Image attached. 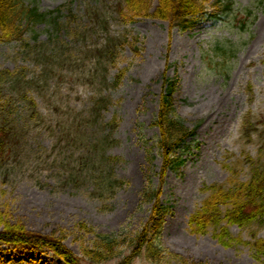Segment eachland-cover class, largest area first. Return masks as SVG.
<instances>
[{
	"label": "rangeland",
	"instance_id": "1",
	"mask_svg": "<svg viewBox=\"0 0 264 264\" xmlns=\"http://www.w3.org/2000/svg\"><path fill=\"white\" fill-rule=\"evenodd\" d=\"M33 1L41 11L59 8L58 21L67 26L53 29L39 23L30 27L22 42L0 41V71L21 74L16 84L7 81L0 88V105L7 96L15 100L22 91L34 100L42 117L41 123L27 124L21 155L7 161L6 175L0 169L2 218L32 232L62 235L64 244L81 258L93 236L79 225L101 235L133 237L148 216L142 192L151 169L156 171L160 165L158 131L151 122L157 112L161 75L168 66L167 75L177 81L175 113L188 127H198L177 151L183 164L165 177L161 201L166 212L158 242L173 256L158 264H264V256L257 259L248 244L254 238L264 239V224L229 225L231 237L242 240L229 246L217 241L216 229L196 234L188 224L209 196V186L228 189L246 182L250 177L247 159L264 162V0H227L232 3L230 12L222 4L211 6L209 12L216 16L199 17L183 31H170L168 22L150 17L125 24L114 12L116 0ZM151 3L154 8L157 0ZM244 8L254 18L242 31L234 17ZM68 13L74 15L70 23L65 22ZM109 36H126L131 45L124 43L114 60L104 64L92 47ZM229 47L233 55L227 65H220L219 49ZM120 70H124L121 82L113 86ZM99 98L108 100L100 120H114L112 131L102 130L99 124L79 126L80 116L90 117ZM11 111L18 117L29 113L21 102ZM247 117L255 123L249 137L243 133ZM106 134L115 140L113 144L92 147L91 141ZM102 152L119 158L106 171L98 162ZM82 158L95 161L80 163ZM111 177L124 184L110 188ZM227 208L221 205V217ZM221 226L226 223L222 221ZM122 249L125 255L127 250ZM117 259L105 264H115ZM0 264L65 263L50 252L30 263L5 251ZM130 264L157 263L142 253Z\"/></svg>",
	"mask_w": 264,
	"mask_h": 264
},
{
	"label": "trees",
	"instance_id": "2",
	"mask_svg": "<svg viewBox=\"0 0 264 264\" xmlns=\"http://www.w3.org/2000/svg\"><path fill=\"white\" fill-rule=\"evenodd\" d=\"M222 4L224 11L230 12L232 3L227 0H157V5L152 8L151 0H116L114 12L125 24H132L140 18L150 17L164 20L169 24V30L177 28L181 31L187 30L195 25L199 17L216 16V13L209 12L211 6ZM230 10V11H229ZM60 9L41 11L33 0H0V41H23L24 34L30 27L44 23L54 28L67 26L58 21ZM94 19H96L95 13ZM66 23L74 20V15L68 13ZM240 16V17H239ZM254 18L252 11L244 8L238 11L234 20L239 22L240 30L247 28V22ZM97 22L103 27L106 26L103 19L97 17ZM84 29L82 31L83 35ZM126 36H109L105 41L93 46V50L99 54V62H111L116 56L118 48L124 43H129ZM136 41V39H134ZM131 45V43H129ZM133 44V43H132ZM133 50L137 52V47L133 45ZM221 52V64L227 65L229 57L233 55V49H219ZM161 75V92L158 99L157 112L151 122L157 131L156 148L160 158V165L156 171L148 177V184L142 192V202L149 205L148 216L141 225L140 230L133 237H122L121 234H97L92 228L86 225H79L84 232L93 236L90 246L83 249V258L75 255L65 244L62 235H47L26 230L21 224L8 223L5 215L0 213V255L5 251L15 252L22 257H26L30 263L45 252H50L65 264H105L118 257L115 264H130L132 259L142 253L145 257L155 263L166 256H173L166 251L158 242V237L163 223L166 207L161 201L165 177L169 170H174L183 160L177 156V151L184 142L192 137L198 127H188L185 120L175 113L173 108V94L177 87L176 79L170 78L166 71ZM124 70H120L114 80L113 86L121 82ZM20 73H12L8 70L0 71V88L3 89L7 81L17 83L16 79ZM23 103L28 108V115L25 117L16 116L12 113L13 105ZM108 100L99 98L93 102L91 114L88 118L80 116V127L97 126L102 130L109 128L110 131L116 127V122L111 120L103 123L101 118L102 108L106 106ZM41 114L36 108L33 99L29 98L25 92L18 91L16 99L11 95L0 105V169L3 175L7 172V161L13 157L20 156L25 136L29 133V122L41 123ZM263 121H257L262 123ZM254 122L247 117L243 122V133L249 137ZM79 127V128H80ZM85 128V127H84ZM100 140H93L92 147H97L100 143L115 142L107 134L100 136ZM152 155L149 162L152 164ZM86 160L95 161L91 158H82L80 163ZM118 157L100 154L98 162L100 167L117 163ZM250 165V177L246 182H237L233 187L225 189L222 185H211L207 188L209 196L202 202L201 207L189 217V228L192 233L204 234L208 228L216 229L214 237L225 246L233 243H242L241 238L233 239L229 233L228 226L248 227L252 224H264V162L262 160L247 159ZM153 166V165H152ZM101 169V168H100ZM103 172V169L101 170ZM153 175V176H152ZM156 181H155V180ZM110 188L121 187L123 180L111 177ZM155 182H154V181ZM225 205L228 208L221 217L220 207ZM4 217V218H2ZM225 222L226 226H221ZM218 229V230H217ZM251 245L255 251L257 259L264 256V239L254 238ZM127 250L125 255H121L122 248ZM200 264V263H191Z\"/></svg>",
	"mask_w": 264,
	"mask_h": 264
}]
</instances>
